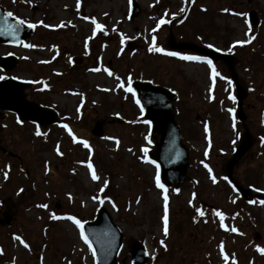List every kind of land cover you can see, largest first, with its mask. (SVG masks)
I'll use <instances>...</instances> for the list:
<instances>
[{
  "label": "rangeland",
  "instance_id": "rangeland-1",
  "mask_svg": "<svg viewBox=\"0 0 264 264\" xmlns=\"http://www.w3.org/2000/svg\"><path fill=\"white\" fill-rule=\"evenodd\" d=\"M0 1L13 16L35 25L29 42L0 45V53L8 50L19 58L11 75L38 82L41 93L31 98L56 105L67 119L66 128L52 125L48 131L8 116L2 120L0 209L11 200L16 213L10 224L0 225V264H95L92 248L67 217L84 223L100 208L123 234L119 264H131L128 240L145 246L147 264H264L257 250L259 243L264 246V238L259 242L264 205L257 198L243 200L225 178L224 166L244 131L228 70L221 62L210 68L166 54L197 56L171 50V32L176 42L234 55L239 81L248 90L243 111L254 142L232 175L264 194V0H135V17L129 15V0ZM250 11L255 27L247 19ZM161 19L166 22L159 24ZM153 46L164 51H149ZM78 56L88 68L74 73L70 64ZM129 80L151 81L177 95L175 119L189 154V177L178 189L156 185L157 168L146 155L158 136L149 133L132 93L125 91ZM85 116L87 123L105 119L102 138L81 129ZM165 195L167 236L161 219Z\"/></svg>",
  "mask_w": 264,
  "mask_h": 264
},
{
  "label": "water",
  "instance_id": "water-1",
  "mask_svg": "<svg viewBox=\"0 0 264 264\" xmlns=\"http://www.w3.org/2000/svg\"><path fill=\"white\" fill-rule=\"evenodd\" d=\"M7 12L0 5V28L4 27V15ZM138 12L137 3L134 0H130V15L134 17ZM7 19L9 24L15 25L16 19L19 18L9 17ZM249 20L253 26L257 25L258 21L255 12H250ZM32 33L33 29L29 28L27 24H23L19 26V31L15 35L7 32L0 34V43L15 45L20 43V41L26 42ZM168 45L173 50H190L214 61L223 62L226 65L236 90L237 116L241 122H244L242 100L246 95V90L238 81L234 68V56L204 49L193 43L176 42L172 33L169 34ZM16 63L15 56H0V68L4 71L13 69ZM30 88V82L22 83L12 78L0 82V109L15 112L20 121L35 122L42 130H45L48 125L57 121V115L52 110L39 107L27 99V91ZM131 88L135 93V101H139L140 109H143V118L150 122L151 134H159V140L155 145V150L150 152L149 159L157 165L160 179L167 186L178 188L181 183L187 180L186 171L189 157L187 149L182 143L179 126L175 121L173 103L176 100V95L166 88L155 86L150 82L134 81L131 83ZM103 123V121L97 122L92 131L94 136L103 135ZM244 129L243 139L235 150L233 157L227 163L225 171L229 182L235 186L245 199H249L250 191L242 189L231 177L233 166L253 142L245 126ZM14 216L13 202L10 200L4 201L0 211V225L10 224ZM84 233L94 249L96 264H118L116 256L121 247L122 233L113 223L107 210L104 208L99 209L96 218L92 222L84 223ZM128 248L132 264H146L147 254L145 253L147 252L143 245L136 240H129Z\"/></svg>",
  "mask_w": 264,
  "mask_h": 264
},
{
  "label": "snow or ice",
  "instance_id": "snow-or-ice-1",
  "mask_svg": "<svg viewBox=\"0 0 264 264\" xmlns=\"http://www.w3.org/2000/svg\"><path fill=\"white\" fill-rule=\"evenodd\" d=\"M78 3H79V0H78ZM180 11L181 12H184L185 9L184 8H181ZM9 17H13V13L12 12L5 13V15H4V27L3 28H0V34H4V33L7 32L8 34L15 35V33L19 31V26L25 24V21L23 19H16L15 25L9 24L8 19H7ZM165 22H166L165 20L161 19L160 22H159V24H163ZM92 23L96 25V29H99V30H102L103 29V26L100 25V24H97L96 21H95V19L92 20ZM159 24L157 25V27H159ZM27 26L29 28L35 27V25L34 24H31V23H29ZM44 26L45 27H48V25H44ZM94 31H95V29H94ZM245 42L246 41H241V42H237V43H245ZM20 43H23V42L20 41ZM24 46L25 47H33V45H30V44H25ZM209 47H212V46L209 45ZM230 50L231 49H229V51ZM149 51H151V52H163L164 50L162 48L153 46V47H150L149 48ZM166 54L169 55V56H177L180 59L187 60V61H204L205 63H207L209 65L210 68H212V61L211 60H208L205 57L194 56V55H181L180 53H177V52H167ZM109 75H111L110 72H109ZM212 75H213V77H215V76L218 75V73L215 71L214 68L212 69ZM0 79H4V77L0 76ZM130 85H131V81L129 80V86L125 88V91L132 92L133 96H135V93L133 92V89L131 88ZM120 87H124V85L121 84ZM230 99H233L234 100L235 98L234 97H230ZM137 103H139V101H137ZM141 111H143V109H141ZM229 111L231 112V111H233V109H229ZM145 123H150V122L145 121ZM65 127H67V126L65 125ZM36 134L39 135L40 134L39 131H37ZM262 141H264V138H262ZM84 146L85 147H88V145H87L86 142L84 143ZM143 151L146 152L147 150L144 149ZM58 154H60V153L58 152ZM87 167H88V169L91 172V178L93 180H97L98 177H97V175H96V173H95V171L93 169V165L91 163H88ZM205 167H207V165H205ZM209 171H211V170H209ZM213 182H215V178H213ZM107 183H108L107 181L104 182L105 186L107 185ZM156 185H157L158 188H161V189L164 188V186L160 183V180H159V177L158 176L156 178ZM101 191H103V188L101 189ZM190 203H191V201H190ZM260 203L261 204H264V201H261ZM41 207H46V205H41ZM196 212L200 216H203L204 215V212L201 211V209H199V208L196 209ZM216 215L217 216H220L221 220H223V215L221 213L217 212ZM59 218L60 217H56L54 215L52 216V219H59ZM67 219L70 220V221H72L75 224V226L78 229H80V238L84 241L85 244L88 245L89 249H91L92 245L89 242L88 237L84 233V229H83L82 222L80 220L76 219L75 217H72V216H68ZM161 219L163 221V234H164V236H167L168 235V231H169L168 197H167V195L164 196V214H163V216H162ZM231 230L232 231H236L235 228H233ZM16 239L18 241H20V243L23 244V246L25 248H28V245L19 236H17ZM164 243L165 242L163 240L160 241V244L162 246H164ZM257 250L259 252H261L262 254H264V248H258ZM145 254H147V253H145ZM221 254L223 255V249L221 250ZM93 256H95V252H93ZM228 259H229V257L227 255H224V260L226 262L228 261Z\"/></svg>",
  "mask_w": 264,
  "mask_h": 264
},
{
  "label": "flooded vegetation",
  "instance_id": "flooded-vegetation-1",
  "mask_svg": "<svg viewBox=\"0 0 264 264\" xmlns=\"http://www.w3.org/2000/svg\"><path fill=\"white\" fill-rule=\"evenodd\" d=\"M3 47H4V48H7L6 46H3ZM8 53H9V51L6 50L5 52L0 53V55H6V54H8ZM80 58H81V56H78V57H74V58H72V60H71V64H70L71 67H70V69H71V71L74 72V73H79V72H82L83 70L85 71V70L88 68V67H83V68L81 67V62H82V60H80ZM83 59H84V58H83ZM63 71L66 72V68L63 69ZM9 74H10V73L2 72V71L0 70V76L4 77V79H0V81L7 79V78L9 77ZM10 76H11V75H10ZM41 81H42V80H41ZM33 82H34V81H33ZM34 83H35V84H34V86H33L32 91L30 92V96H32V94L35 95L36 92H40V93H41V87H39V83H38V82H34ZM42 86H43V88L45 87L43 81H42ZM44 89H45V88H44ZM32 100L36 101L37 103H39V104L42 105V106H48V107L53 108L55 111H57L60 120H61V119H62V120H67V119L64 118V116H62V114L60 113V111L57 110V106H56V105H54V104H52V103H50V104L43 103V102L40 101V100L38 99V97H36V96H35V99L32 98ZM7 116H8V117H12V120H17V117H16L14 114H12V113H8V112H6V111H0V123H1V124H2V120H6V117H7ZM79 120H81V117H80ZM262 238H264V231H259V242H260V240H261ZM259 248H264L263 244L259 243Z\"/></svg>",
  "mask_w": 264,
  "mask_h": 264
},
{
  "label": "trees",
  "instance_id": "trees-1",
  "mask_svg": "<svg viewBox=\"0 0 264 264\" xmlns=\"http://www.w3.org/2000/svg\"><path fill=\"white\" fill-rule=\"evenodd\" d=\"M252 62H254V63H257V59H253V61Z\"/></svg>",
  "mask_w": 264,
  "mask_h": 264
}]
</instances>
